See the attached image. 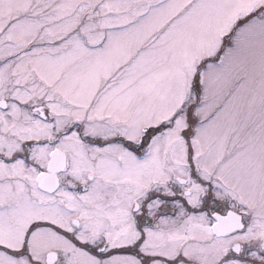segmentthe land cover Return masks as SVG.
Listing matches in <instances>:
<instances>
[{
    "label": "snow or ice",
    "instance_id": "6c2138e0",
    "mask_svg": "<svg viewBox=\"0 0 264 264\" xmlns=\"http://www.w3.org/2000/svg\"><path fill=\"white\" fill-rule=\"evenodd\" d=\"M0 264H264V0H0Z\"/></svg>",
    "mask_w": 264,
    "mask_h": 264
}]
</instances>
